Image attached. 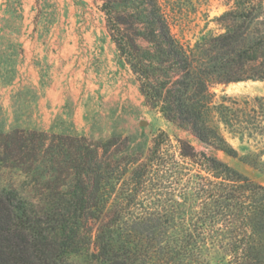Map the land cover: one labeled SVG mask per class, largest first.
Segmentation results:
<instances>
[{"label":"trees","instance_id":"16d2710c","mask_svg":"<svg viewBox=\"0 0 264 264\" xmlns=\"http://www.w3.org/2000/svg\"><path fill=\"white\" fill-rule=\"evenodd\" d=\"M102 1L145 103L236 157L210 118L208 85L264 80V14L229 12L241 23L186 49L157 0ZM169 141L160 132L141 160L127 148L108 154L112 141L1 133V165L29 176L40 197L0 189V264H264V186L184 140L171 151Z\"/></svg>","mask_w":264,"mask_h":264},{"label":"rangeland","instance_id":"374dc122","mask_svg":"<svg viewBox=\"0 0 264 264\" xmlns=\"http://www.w3.org/2000/svg\"><path fill=\"white\" fill-rule=\"evenodd\" d=\"M157 3L186 49L224 33L234 22L224 17L229 12L264 14V0ZM102 5V0H0V134L69 135L102 146L112 141L108 154L127 148L143 160L162 132L171 151L177 139L184 140L264 186V80L209 83L215 106L210 118L237 156L215 151L145 103L135 76L120 61ZM0 189L34 203L40 197L29 176L1 163Z\"/></svg>","mask_w":264,"mask_h":264}]
</instances>
